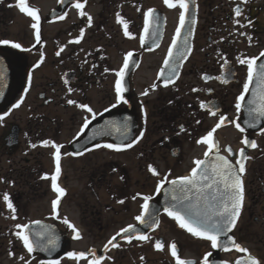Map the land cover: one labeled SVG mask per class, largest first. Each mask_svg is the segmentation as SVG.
Returning <instances> with one entry per match:
<instances>
[{
    "label": "flooded vegetation",
    "instance_id": "af4514ba",
    "mask_svg": "<svg viewBox=\"0 0 264 264\" xmlns=\"http://www.w3.org/2000/svg\"><path fill=\"white\" fill-rule=\"evenodd\" d=\"M12 1L18 5V0ZM44 1L53 3L47 13L43 10ZM76 2L27 0L41 18L39 43L32 27L31 33L14 37H7L5 31L0 34V41H10L7 45L0 43V50L13 57L19 77L11 103L0 115L4 117L0 120V264H28L29 261L41 264L51 259L59 260L60 264H90L93 252L100 257L101 264H176L171 254L173 243L181 259L204 264L205 255L213 252L211 244L201 255L186 256L184 241L178 235L171 237L163 230V224L173 222L184 236H188V232L164 211L158 215L159 227L148 230L145 225L144 235L149 240L134 239L131 243L123 240L117 243L119 247L104 254L103 251L122 229L129 225L141 226L136 217L143 214V197H152L149 205L157 202L163 190L156 191L162 177L175 180L189 176L196 166L195 160L215 158V152L206 157L207 145L198 141L216 127L220 116L241 123L243 109L238 112L235 105L248 81L247 65L239 60L260 59L264 53V0H248L247 4L243 0H189L191 14L188 13L187 19L194 16L195 20L192 50L178 78L167 86L160 72L175 39L182 9L169 8L164 0H79L83 9H78ZM2 4L0 2V6ZM238 5L242 11L240 17L235 15ZM150 8L156 10L159 27L153 26L146 36L144 17ZM81 11L88 15L82 16ZM118 14L128 23L131 36H125ZM88 16L92 17L91 26L87 23ZM6 20L7 8H4L0 10V25L5 24L7 28ZM49 25L55 26L50 33L46 27ZM82 29L81 42H70L80 37ZM12 43H19L21 47L13 48ZM126 59L129 67L124 77L127 89L124 97L128 101L125 104L118 102L115 84L119 79L116 73L123 68ZM69 100L76 103L69 104ZM81 104L91 107L97 113L96 118L92 119L91 113L79 107ZM113 104L117 106L113 108ZM210 106L218 110L216 116L210 114ZM115 113L122 116L117 126L120 131L107 126L105 134L78 151L83 155H67L78 153L73 145L85 136L93 123ZM85 119L92 122L83 129ZM241 126L246 129L244 133L226 122L213 136L220 145V154L234 164L240 158L241 148L249 157L242 174L244 205L233 235L237 243L264 264L263 255L252 253L254 249L264 250V127L254 132ZM245 137L255 140L257 147L244 145ZM45 140L62 146L61 175L57 183L66 190V195L57 210L53 209L52 202L58 194L50 179L55 174V148L51 143L44 146ZM134 141L138 142L122 151L96 147L97 144L124 145ZM228 147L232 153L226 151ZM99 156L102 160L95 162ZM76 162L81 164V179L89 193L79 198L81 217L69 218L64 209L71 195L67 164ZM149 166L156 168L159 175H153ZM177 169L180 174L174 176ZM133 183L138 188L135 193L129 192ZM140 183L148 186L142 187ZM43 185L48 189L44 195L49 204L39 216L32 217L31 206L37 198L43 197L40 194ZM103 186L108 188L101 194ZM5 193L16 208L15 218L3 199ZM49 195H52L50 199ZM131 202L138 207L132 213L128 209ZM123 211L130 213L122 214ZM64 218L76 226L81 239L75 238L72 229L63 223ZM35 221L41 222L40 228L47 225L50 233H57L66 242L67 247H62L59 257L28 253L16 237L15 233L21 231L17 225L30 226ZM93 230H97V234L105 233L101 241L93 240L87 246H80L79 241ZM142 231L143 227L138 230ZM107 233L110 236L105 238ZM157 242L164 244L163 250L156 248ZM72 251L89 254L85 259L73 260L65 255ZM246 254L236 253L234 260Z\"/></svg>",
    "mask_w": 264,
    "mask_h": 264
},
{
    "label": "snow or ice",
    "instance_id": "6c2138e0",
    "mask_svg": "<svg viewBox=\"0 0 264 264\" xmlns=\"http://www.w3.org/2000/svg\"><path fill=\"white\" fill-rule=\"evenodd\" d=\"M64 2V0H61ZM86 2V0H85ZM164 3L169 8L179 7L182 9L179 20V27L176 30V39L173 40L171 48L168 51L167 59L164 61V69L167 70L168 76L165 78V86L172 83L179 76V70L181 67V61L187 57L191 52V44L189 39L186 37L184 39L183 49L181 50L178 46V41L182 34V29L185 28L187 22V15L189 13V0H164ZM243 3L247 4L248 0H243ZM19 10L23 13H27L28 16L32 17L35 23L31 25L33 29H35V39L36 42L39 43L41 39L40 34V16L37 14L38 10L30 7L27 3V0H18ZM75 6L78 9H83L84 5L77 0ZM82 16L88 15L87 13L81 11ZM235 15L240 17L242 15V11L240 6L238 5L235 9ZM63 18V17H61ZM118 22L123 25V30L125 36H131L129 32L128 23L118 14ZM159 17L156 15L155 9H148L147 13L144 17V33L147 36L149 34V30L155 26L159 27ZM88 25L92 24V17L88 16ZM193 23L195 20L193 19ZM239 23V20L236 21ZM191 34V30H190ZM84 30H81L80 37L75 41H70L72 43H80L83 39ZM155 35V33H153ZM249 41H251L252 37H248ZM2 44H9L10 41L3 40L0 41ZM11 46L13 48H20L21 45L19 43H12ZM63 51V49H61ZM60 53L57 52V55ZM131 53L128 54L129 58L131 57ZM261 56H264V53H261ZM175 58V59H174ZM259 57L251 58V59H240L239 63L247 65V83L244 85L243 93L238 97V102L235 107L239 112L245 102L246 94L250 90V85L254 80L257 81V89L258 91L254 93V98L251 101H248V104L251 105L247 109L249 120L246 121L249 128H255L257 126V121L264 118V63L257 66V60ZM42 62V61H41ZM227 63V62H226ZM129 67V61L126 59L123 68L116 73L119 79L115 84V91L117 94L118 102L128 103V101L124 97V93L127 89L124 86V77L126 74V70ZM164 69L161 70L160 75L165 76ZM225 83L227 80L224 81ZM155 87V85H153ZM72 91V89H69ZM193 91H199L198 89H193ZM147 95V92L144 93ZM69 104H75L76 101L69 100ZM116 104H113L112 107H116ZM202 107H207L205 105H201ZM19 107V104L16 105ZM79 107L86 109L89 113L92 114V119L96 118L97 113L93 111L91 107L88 105L81 104ZM208 110L211 115L216 116L217 111L214 109V106L208 107ZM105 111H109V109H105ZM102 115V114H101ZM4 117L0 116V120H3ZM239 120V117H237ZM91 120L85 119L83 124V129L88 128L89 124H91ZM232 123L234 126L241 132L244 133L246 129L241 126V123L237 121H229L227 116H220L219 123L215 128L212 129L206 136L202 137L198 143H202L207 145V151L205 152V156L209 157L210 154L215 152V158L212 160H195V167L192 169L191 174L189 176L180 177L175 180H168L167 176H164L160 179V182L157 186V193L160 192L161 189L164 188L165 183L172 185L169 189V195L171 196V200L166 204L164 211L167 213L169 217L175 220L181 229H185L192 236L197 238H202L208 242H210L211 247L213 249L220 248L224 251L230 250V248H235L238 252L248 253V249L242 247L239 243H237L233 236H230L231 233L238 222V219L241 215L244 200H245V188L244 182L242 178V174L245 173V162L249 157L246 156L244 148L239 150V159L236 160L235 164L225 155H221V148L218 143L214 139L213 133L217 128L225 125V123ZM127 128V125H125ZM83 129L81 134L83 133ZM117 131H120V128H116ZM143 133H141V138ZM134 142H129L124 145L117 144H105L99 145L96 147H105L108 149H114L115 151H122L126 148H132L134 146ZM51 146L55 148V174L50 177L52 180V188L58 194L57 198L52 202V207L54 210H57L61 198L66 195V190L59 186L57 183L59 176L61 175V147L60 145H56L54 142H49L47 140L43 141L42 144L44 146ZM244 145L247 147L255 149L257 147V143L255 140H249L247 137L242 141ZM32 147H36V145H32ZM228 153H232V149L228 147L226 149ZM67 155H83V152L78 153H68ZM149 170L153 175H159L157 169L149 166ZM48 178V177H44ZM4 201L7 203V207L11 210L13 217L15 218L16 208L14 207L9 195L7 193L4 194ZM135 199V197H134ZM144 204L142 205L143 214L136 217V219L140 222L141 225H147L148 227H159V220L155 215L149 212V201L152 199L151 196H144ZM123 203V201H120ZM57 217L59 213H56ZM146 216H151V222L145 219ZM36 225H40V221L34 222ZM63 223L66 224L69 228L72 229V232L75 234L76 239H81V234L79 230L76 228L74 224H72L67 218H64ZM21 231H17L15 233L16 237L22 241L24 248L27 249L28 253H34L39 249L41 252L51 253L56 246V240L52 239L49 236L48 226L43 225L39 230L33 233L28 225H17ZM131 233V235H128ZM123 234L124 239L131 243L134 239L139 241H147L149 237L144 235L143 233H139L138 229L129 225L127 228L122 229L120 233H117V236H121ZM33 235L36 237L33 240ZM226 237V241H222L221 238ZM116 236H113L111 240L108 241V244L113 248L119 247L118 244L113 243L116 240ZM156 248L158 250H163L164 244L162 242L156 243ZM107 247V246H106ZM171 254L176 259V264H196L195 261L192 260H184L181 259L177 254V245L173 243L171 245ZM68 257L73 260L85 259L86 254L84 252H69ZM93 259L90 261V264H101L100 257L96 256V254L92 253ZM209 256L211 253H208L204 257V264H209ZM21 259H24L21 257ZM30 264V261L28 262ZM41 264H60L59 260L51 259L47 261H42ZM237 264H260V261L257 260L252 255H247L246 258H242Z\"/></svg>",
    "mask_w": 264,
    "mask_h": 264
},
{
    "label": "water",
    "instance_id": "95a60500",
    "mask_svg": "<svg viewBox=\"0 0 264 264\" xmlns=\"http://www.w3.org/2000/svg\"><path fill=\"white\" fill-rule=\"evenodd\" d=\"M191 12H192V10H191ZM189 14H191L190 10H189ZM193 19H194V16L191 18L189 16L187 19L185 28L182 29V34H181V37L178 41V46L181 50L183 49L184 39L186 37L189 39L190 44H191V48H192V37H193V31H194V26H195V24L193 23ZM190 30H191V34H190ZM175 39H176V36H175ZM188 56H189V54L187 55V57ZM185 59H183L180 62L181 67H182ZM262 63H264V56L257 62V66H259ZM181 67H180V70H181ZM162 69H164V67ZM180 70H179V72H180ZM164 71H165V76H163V77L161 76L163 81H165V78L168 76L167 70L164 69ZM18 79H19L18 72H17L16 64H15L13 57L10 54H8L7 52L0 50V115L10 105L12 96L15 92V89H16V86L18 83ZM257 91H258L257 81L254 80L253 83L251 84L249 93H248L247 98L244 102V106H243L244 116L241 120V123L246 128L250 129V131H259V130H261V128L264 127V118H261V120L257 121V126L255 128H249L248 124L246 123V121L249 120L247 109L249 107H251V105L248 104V101H251L254 98L253 94L256 93ZM121 117H122L121 114L115 113V114H112L111 116L102 118L101 120L93 123L91 125V127L88 129V131L86 132L85 136L80 141H78L77 143H75L73 145V149L76 152H78V151L82 150L85 146L94 143L95 140H98L103 134H105V132H106L105 129L107 126L108 127L113 126V129H116L117 126L119 125ZM171 187H172V185H170V184H167L166 186H164V188L161 192V195L158 198L157 202H154V203L149 205L150 206L149 212L151 214L155 215L157 219H158V215L162 211H164L166 204L171 200V196L169 195V189ZM145 219L148 220L149 222H151V216H146ZM39 226L40 225H36L34 223V224H31L29 226V228L33 233H35L37 230L40 229ZM141 227H143V231L141 232L143 234H144L145 230H147V229L152 230L155 228V227H148L147 226V229H146L145 225H141L137 229L140 230ZM128 235H131V233H129ZM229 235L234 237L233 231L231 233H229ZM49 236L52 239L56 240V246H55L54 250H52L51 253H48V252H41L39 249H37L36 252H39V253L46 255L47 258L59 257L60 256L59 252L61 251L62 247H67V244H66V242L65 243L63 242V239L61 238V236H58L57 233H50L49 232ZM32 238H33V240L36 239V237L34 235ZM56 238H58V240ZM226 239H227L226 237L221 238L222 241H226ZM122 240H125L123 234L121 236H119L118 238H116V240L113 241V243L117 244ZM111 247H112L111 245H108L104 249L103 254L108 249H110ZM233 250H236V249L230 248V250H228V251H224L220 248L215 249V251L213 253H211V256H209V264H237L238 261H240L242 258H246V256L249 255V253H247L245 256L238 258L233 263H230V262L222 259V253L223 252H231ZM75 252H80V251H75ZM85 254L87 255L89 253L87 252Z\"/></svg>",
    "mask_w": 264,
    "mask_h": 264
},
{
    "label": "rangeland",
    "instance_id": "374dc122",
    "mask_svg": "<svg viewBox=\"0 0 264 264\" xmlns=\"http://www.w3.org/2000/svg\"><path fill=\"white\" fill-rule=\"evenodd\" d=\"M1 3H3L0 6V10L2 9H6L7 8V28L6 25L3 24L2 26L0 25V34H4L2 32H7V37H14V36H18L24 33H31L32 29H31V25L33 18L28 16L27 13H23L21 12L18 8L19 5L16 4V1H12V0H0ZM44 4V6H43ZM18 6V7H17ZM43 6V10L45 11V13H47L48 9L53 6V3L50 2H45L42 3ZM173 24V23H172ZM47 27V32H52L53 27L52 25L46 26ZM30 28V29H29ZM107 158V157H106ZM102 158L99 156L97 160H95V162L97 161H101ZM67 166L69 167L67 169V173H68V179H69V188L71 189V195L70 198L65 202L64 205V209L66 211V213L68 214V216L70 215L71 217L69 218H77V217H81V211L80 208L78 207L79 204H81V201L79 200L82 199L84 196H86L89 192L88 189L86 188V183L81 179L82 174H83V169H81V164H78L77 162L73 165L71 164H67ZM132 168V167H131ZM180 174V170H175L173 172L174 176H179ZM133 182V181H132ZM136 183H133L131 185V189L129 192L135 193V191H137V187H135ZM140 186L142 187H147V184H143L140 183ZM41 188L43 189L42 192H40V194L43 195L42 198H37V201L32 204V209H31V216L35 217V216H39L41 214V212L45 211V209L48 206V199L47 196L44 195V193L46 194L47 190V186L43 185L41 186ZM107 188L108 186H103L102 190L100 191V193H104L105 191L107 192ZM114 188V186L112 187ZM128 186H127V191H128ZM137 188V189H135ZM40 189V188H39ZM29 190V189H28ZM49 193V191H48ZM50 194V193H49ZM52 195H49V199ZM83 196V197H82ZM82 197V198H81ZM113 204V203H111ZM114 205V204H113ZM129 210H131L130 212H134L135 210L138 209L137 204L135 202H131L130 206L128 208ZM117 211V209H116ZM111 212V211H110ZM130 212H126L123 211L122 214H128ZM114 214V211L112 212ZM126 217L129 215H125ZM130 217V216H129ZM128 217V218H129ZM170 225V227H169ZM117 226L114 227V229H116ZM163 230L167 231V233L173 237L175 235H178L182 241H184V253L186 256L188 257H194L197 255H201L203 253L204 250H206L209 247V243H204L201 242V239L194 237V236H184L182 233H180L178 231V229L175 228L174 223H170L168 221H165V223L163 224ZM97 230H93L92 233L89 235H87L86 238H84L83 240L79 241V245L80 246H87L88 244H90L93 240L95 241H101L102 236L105 235V233L103 234H97ZM110 236V233L106 234L105 238H108ZM205 244V245H203ZM76 247V244H75ZM203 249V250H202ZM253 254H258L259 256L264 257V250H253L252 251ZM235 254H228L227 256H224L225 259H229V258H233Z\"/></svg>",
    "mask_w": 264,
    "mask_h": 264
}]
</instances>
